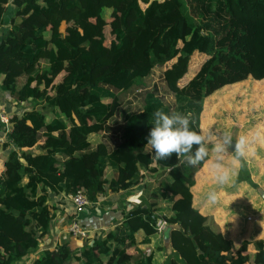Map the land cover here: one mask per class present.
Returning <instances> with one entry per match:
<instances>
[{
	"label": "trees",
	"instance_id": "16d2710c",
	"mask_svg": "<svg viewBox=\"0 0 264 264\" xmlns=\"http://www.w3.org/2000/svg\"><path fill=\"white\" fill-rule=\"evenodd\" d=\"M194 54L204 58L196 69ZM170 61L164 77L174 106L148 90L140 111L125 112L114 143L101 139L121 109L119 91ZM0 88L15 108L0 172V264L25 260L48 239L26 264H154L155 250L137 243L153 242L161 217L181 224L171 238L177 254L164 264H264V235L242 233L235 244L217 205L195 201V180L175 167L178 156L155 160L147 146L158 109L191 113L194 130L206 134L216 95L221 104L209 114L221 110L222 118L226 98L234 105L229 131L236 121L245 134L264 126V0H0ZM247 163L262 175L264 146L254 144ZM147 175L165 177L145 182L151 199L124 211L121 225L91 231L81 245L55 241L53 222L77 216L71 196L79 189L95 201L129 194Z\"/></svg>",
	"mask_w": 264,
	"mask_h": 264
},
{
	"label": "rangeland",
	"instance_id": "374dc122",
	"mask_svg": "<svg viewBox=\"0 0 264 264\" xmlns=\"http://www.w3.org/2000/svg\"><path fill=\"white\" fill-rule=\"evenodd\" d=\"M16 6V3L12 1L8 7L5 14V21L7 23L11 22L14 8ZM117 23H113V27ZM112 27L110 25L105 26V31L107 35L110 37L112 35ZM194 64H192L193 68L196 69L199 64L203 61L202 57L200 59L197 58V54H194ZM172 61L163 64V65H157L153 68L151 74L144 78L140 84L135 86L133 89L128 91H119L122 105L121 109L117 112L115 116L112 117L109 123V129L106 133L101 132L100 136L101 139H104L105 141L114 143V141L120 136V133L122 131V126L124 124V114L125 112H138L143 108L144 105V97L145 93L148 90L155 89L157 91V95L160 96L167 104L171 105L172 107L175 104V95L173 91L167 86L165 77H164V71L167 68L168 65H170ZM263 93L259 95V100L262 102V99L264 98V88ZM227 105L225 106V110L228 112L223 111V117L221 118V110L219 112V115L215 114L214 112L212 114H209L210 109L213 106H217L218 104H221L220 99L215 96V98L211 101H209V109L205 111L207 113L206 115H210L212 119V126L208 125V130L206 134H211L214 139H218L222 136L224 132H230L233 136V140L238 138L240 135L245 134L242 132V129L240 125V122L236 121L232 127V129L229 131L228 127L229 124H226V120L228 119V116H230V113L234 110V105L231 104L230 98H226ZM245 108V109H244ZM242 110V112H248L249 116H252L253 114L250 113L249 106L245 105ZM239 113L234 114L235 118H238ZM260 115L264 116V111L260 112ZM208 117V116H207ZM209 119V118H208ZM223 121L222 123L220 121ZM226 121V122H225ZM215 123V124H214ZM240 129V130H239ZM148 148L151 149L150 146ZM231 150V149H230ZM257 152H260V146H257L256 150ZM231 153L229 152V157ZM214 158H209L207 162H204L202 165L198 164L196 166L191 165H183L180 164V166L183 168L184 171L187 172V170L190 172L189 177H191L192 180H195V184L193 185V190L195 192V201L196 202H203L204 205L207 207H214L215 205H210L207 200L204 202L203 200L207 198V193L212 189H219L223 192L222 199L215 207L214 209H217V214H215L217 217L221 219V230L224 232H228V224H232V228L230 229V235L234 240V243H239V241L242 239V233H245V236L250 238L255 236L256 232H259L257 236L264 235V185L262 182L259 181V179H262L264 176V173L262 175L258 174L259 169L255 168L253 170L250 167V164L246 162H243L240 166H238L232 174L231 183L229 186H225L222 189L219 188V186L216 183V180L214 178L211 164L213 163ZM248 165V166H247ZM262 170H264V166L262 167ZM188 172V173H189ZM116 170H111L109 172V175L115 174ZM153 176V175H152ZM150 176L149 178L152 179L151 186L155 187L158 185L161 181L162 177H156V176ZM147 184V183H146ZM140 186H144L143 184ZM145 194L141 196H145V198L149 201L150 198V190H147V188L144 186L142 187ZM152 192V191H151ZM136 196V194H132L131 192L125 196V198L129 199ZM111 198V197H110ZM106 199L105 195H102L100 203L92 204L89 206V209L95 208L98 206L100 209V217L95 218L96 221L94 223H83V226L88 228L91 232L96 226H107V225H113L111 223L112 218H106V220H103V215L108 211V213L111 216L115 215V212H117V209L111 208L112 203H110L111 199ZM117 202H120V199L116 198ZM118 202V207H120V203ZM116 203V202H115ZM207 207L211 210V208ZM221 207V209L219 208ZM219 208V209H218ZM103 210V211H102ZM214 215V216H215ZM116 216H119L116 214ZM83 217V216H81ZM74 219V218H73ZM73 219L70 221H67L66 230L65 233L61 235V239L63 241H79L82 243L83 238H75L71 232H70V225L73 221ZM79 220V219H78ZM80 221V220H79ZM218 222V221H217ZM115 223V222H114ZM109 228V227H108ZM106 230V229H104ZM94 231V230H93ZM163 231V230H162ZM161 233H157L153 237L152 244L142 245V250L147 252L151 249H154L156 252L154 264H164L169 259L167 257L165 248H164V239L163 235ZM60 241V239H59ZM50 242V241H49ZM49 242L44 243L39 246V248L36 249L34 254H37L36 252L42 253L43 248L49 244ZM253 244H251L252 247ZM177 254V253H176ZM28 259L22 260L18 263L14 264H26ZM182 264H185L182 262Z\"/></svg>",
	"mask_w": 264,
	"mask_h": 264
},
{
	"label": "clouds",
	"instance_id": "9594fccd",
	"mask_svg": "<svg viewBox=\"0 0 264 264\" xmlns=\"http://www.w3.org/2000/svg\"><path fill=\"white\" fill-rule=\"evenodd\" d=\"M150 123L147 146L151 147L153 159L167 160L176 154L180 164L194 167L214 158L211 168L220 189L230 185L233 171L252 155L254 144L264 146V126H257L253 133L242 134L233 140L230 132L214 139L211 134L194 130L191 113H166L158 109L152 114ZM222 196L221 190L212 189L207 193V202L216 205Z\"/></svg>",
	"mask_w": 264,
	"mask_h": 264
},
{
	"label": "crops",
	"instance_id": "0c3cea01",
	"mask_svg": "<svg viewBox=\"0 0 264 264\" xmlns=\"http://www.w3.org/2000/svg\"><path fill=\"white\" fill-rule=\"evenodd\" d=\"M5 25L8 26V23L5 22ZM0 108L5 109L7 112L12 111V110H15L14 106L11 103V96H10V94L9 93H4L1 90V88H0ZM4 129H5L4 124L0 122V135L3 134ZM8 140H9V137L7 135V138L5 139V141L0 142V172L4 168V160H5L6 156L8 155V150H9V148L11 146V144H8L7 146L3 144L4 142H7ZM150 176H152V175H150ZM151 181H152V179L149 178L148 175H147V177L145 178L144 183L139 184L136 189H134V190L131 191V193L132 194H136V196H134L132 198H129V199L125 198V196L127 195L125 193H119V194H114V195H112V194L105 195L106 199H109L111 197L110 198L111 199L110 203L113 204L111 208L117 209V212H115V215L114 216H111L108 213L109 210H107V212L103 215V220H106V218H112L111 223L113 225H117V224H120L121 225V221L123 219V212L131 209L135 204H138L140 201H142L143 198H141V196L143 194H145V192H144V190H143L142 187L145 186L144 185L145 182L147 184H151ZM142 184L144 186H140ZM146 188L148 189V187H146ZM101 197H102V195L97 200H95L93 202V204L100 203ZM116 198L120 199V202L118 201L120 203V207H118V208H117L118 202H117ZM98 206H99V204H98ZM98 206H96L95 208H92L91 210L88 209L86 211H83V212L77 214L80 222L82 224L85 223V222L86 223H90V225H91V223H94L96 221L95 218L100 217V214H99L100 209L98 208ZM116 214L119 215V216H116ZM81 216H83V217H81ZM67 221H68V219L65 216V214H60L58 216V218L56 219V221L53 222L52 230H53V234L55 236V241H57V240L59 241V239H60V241H63L61 239V235H63L65 233L64 231L66 230L65 228H66V226L68 224ZM109 226L110 225H107L106 227L105 226H103V227L102 226H100V227L96 226L93 230L106 229ZM93 230H91V231H93ZM155 234H157V232ZM141 237L142 236L139 235V238H141ZM49 241L51 242V240L48 239L47 241L41 243L40 245H42V244H44L46 242L48 243ZM76 243L78 245H81L83 243V241L81 243L79 241V239H77ZM147 244L148 245L149 244H152V242L151 243H137V246L142 250L143 249L142 248V245H147ZM39 246H38V248H39ZM131 249H134V248H131ZM36 253L38 254L39 252H36ZM33 255H35V254L33 253V254H31V256L29 255L26 258V259H28L27 262H29L31 260V258H32ZM72 264H78V262H76V263L75 262H72Z\"/></svg>",
	"mask_w": 264,
	"mask_h": 264
},
{
	"label": "built area",
	"instance_id": "2783aa9c",
	"mask_svg": "<svg viewBox=\"0 0 264 264\" xmlns=\"http://www.w3.org/2000/svg\"><path fill=\"white\" fill-rule=\"evenodd\" d=\"M0 122L4 124V132L0 135V142L5 141V139L10 136V115L5 110L0 108ZM72 201L77 207L78 214L89 209V206L93 204L87 192L84 189H79L75 194L71 196ZM78 215L73 219L70 225V232L75 238H83L88 236L90 230L83 226V224L78 220ZM168 224L167 220L163 217L159 218L156 222L157 233H161L164 226Z\"/></svg>",
	"mask_w": 264,
	"mask_h": 264
},
{
	"label": "water",
	"instance_id": "95a60500",
	"mask_svg": "<svg viewBox=\"0 0 264 264\" xmlns=\"http://www.w3.org/2000/svg\"><path fill=\"white\" fill-rule=\"evenodd\" d=\"M234 143V142H233ZM234 147V145H233ZM175 228H181V224L179 223H168L164 226L163 231H162V235H163V241H164V248L167 254L168 258H172L176 255V250L173 248L172 245V231Z\"/></svg>",
	"mask_w": 264,
	"mask_h": 264
}]
</instances>
